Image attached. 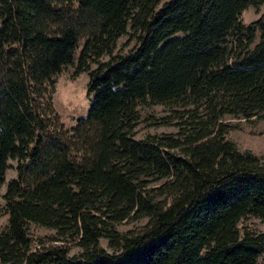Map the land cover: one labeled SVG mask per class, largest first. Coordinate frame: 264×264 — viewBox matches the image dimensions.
I'll list each match as a JSON object with an SVG mask.
<instances>
[{"label": "trees", "instance_id": "1", "mask_svg": "<svg viewBox=\"0 0 264 264\" xmlns=\"http://www.w3.org/2000/svg\"><path fill=\"white\" fill-rule=\"evenodd\" d=\"M159 2L0 0V187L8 160L15 173L2 194L0 264H254L264 255V232L241 224L264 220V156L239 152L223 122H264V12L238 19L264 0ZM124 35L134 45L115 53ZM67 65L87 73L91 96L69 130L50 98ZM155 105L186 115L178 132L135 138L138 109ZM137 219V232L115 230ZM27 224L61 244L32 248Z\"/></svg>", "mask_w": 264, "mask_h": 264}, {"label": "rangeland", "instance_id": "2", "mask_svg": "<svg viewBox=\"0 0 264 264\" xmlns=\"http://www.w3.org/2000/svg\"><path fill=\"white\" fill-rule=\"evenodd\" d=\"M168 0H160L158 6ZM264 12V2L257 5L246 7L238 16L242 24H249L255 21ZM81 42L74 50L72 57L75 60L80 49ZM133 41H127V36H121L117 39L114 52L126 53L132 47ZM106 56L100 61H105ZM89 68L93 69L94 65ZM87 73H74V66L67 65L53 77V88L50 92L51 104L59 117V122L63 128L69 130L74 125V119L84 117L88 108L91 96L87 95ZM179 111V110H178ZM178 111H171L166 107L155 105L148 107H140L138 109V122L133 130L135 138H141L147 134H176L182 121L177 117L181 114ZM161 119L168 121L166 125L158 124ZM223 122L228 129L224 135L225 139L230 141L239 152H250L256 157L264 156V122L257 119L245 120L231 116H225ZM14 162L7 161V168L4 174V183L0 187V230L4 228L6 223V215L3 212L2 194L6 184L14 177L15 173L12 169ZM145 223V219L125 220L115 225L117 232H137ZM253 232H264V220L257 218H249L241 223ZM28 237L31 240L32 248L36 245L47 247L57 246L60 242L52 241L54 236L53 230L39 227L33 224H27ZM69 256H76L79 253L78 248L72 243L65 244ZM98 246L106 252L111 253L113 250L109 248L104 239H100ZM254 264H264V255H260Z\"/></svg>", "mask_w": 264, "mask_h": 264}]
</instances>
